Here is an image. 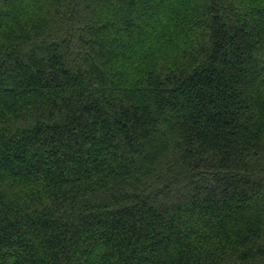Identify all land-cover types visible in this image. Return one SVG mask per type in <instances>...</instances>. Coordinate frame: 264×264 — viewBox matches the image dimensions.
<instances>
[{
  "label": "trees",
  "instance_id": "16d2710c",
  "mask_svg": "<svg viewBox=\"0 0 264 264\" xmlns=\"http://www.w3.org/2000/svg\"><path fill=\"white\" fill-rule=\"evenodd\" d=\"M0 264H264V0H0Z\"/></svg>",
  "mask_w": 264,
  "mask_h": 264
}]
</instances>
